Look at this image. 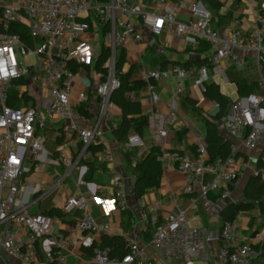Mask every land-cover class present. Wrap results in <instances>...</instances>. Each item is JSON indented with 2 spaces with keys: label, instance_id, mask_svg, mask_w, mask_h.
<instances>
[{
  "label": "built area",
  "instance_id": "built-area-1",
  "mask_svg": "<svg viewBox=\"0 0 264 264\" xmlns=\"http://www.w3.org/2000/svg\"><path fill=\"white\" fill-rule=\"evenodd\" d=\"M258 2L253 15L256 28L247 30L239 16L216 27L210 11L200 14L196 0H0V255L4 253L19 264H57L66 261V248L79 246L91 249L97 264H157L149 247L165 261L213 264L209 244L217 241L221 264H255L261 249L240 241L234 221H225L218 230L193 226L187 209L160 214L161 203H149L145 195L136 203L147 231L149 226L154 228L150 240L142 243L126 236V253L112 254L110 246L96 239V233L110 231V224L96 221L90 201L97 199L128 210L126 185L116 173V189L104 202L97 195V186L85 180L89 167L82 165L81 159L95 155L92 147L102 145L104 132L113 131L119 124L112 113L111 95L121 86L116 68L121 47L128 41H143L145 29L152 33L168 31V41L176 35L186 45L205 40L211 45L208 63L198 66L177 62L169 69L158 67L144 73L153 105L147 127L161 145L162 170L185 175L183 194L216 192L222 199L230 197L242 173L236 167L235 152L253 149L263 139L264 94L250 93L233 102L223 119L225 133L234 141L232 154L210 159L204 135L196 138L195 153L166 147L174 102L183 94L184 86L179 82L173 90L171 111L165 114L159 108L161 96L152 81L166 79L171 73L180 79L194 77V83L206 93L212 75L229 81L228 68L246 65L250 53L261 74L264 0ZM183 9L192 12L188 20L179 18ZM89 31L95 41L102 35L103 46L111 50L104 80L95 69L101 49L82 37ZM83 72L87 79L81 77ZM261 81L264 85L262 75ZM84 85L86 91H82ZM135 93L130 90L127 96L134 97ZM53 123L56 127L51 128ZM50 128L58 144L56 157L46 147ZM61 140L68 145L77 140L82 145L76 161L64 153L58 143ZM144 143L140 135L131 133L127 141L117 142V148L126 151ZM99 155L103 161L113 160L108 144ZM43 163L55 169L52 187L26 179ZM62 166L65 172L59 170ZM75 168L79 169L77 185L85 184L87 192H70L59 205L58 209L71 217L63 233L55 230L52 216L30 209L49 190L64 184ZM263 174L264 165L253 171L255 177ZM263 239L260 235L259 240Z\"/></svg>",
  "mask_w": 264,
  "mask_h": 264
},
{
  "label": "crops",
  "instance_id": "crops-1",
  "mask_svg": "<svg viewBox=\"0 0 264 264\" xmlns=\"http://www.w3.org/2000/svg\"><path fill=\"white\" fill-rule=\"evenodd\" d=\"M199 7L200 14H204L205 11H210L214 16L213 25L216 27L227 25L231 19L235 16H239L242 20V24L245 29L253 30L256 28L254 21V11L259 7V0H218L223 3V6L219 10L211 8L208 0H196ZM217 11V12H215ZM192 16V12L189 9H183L179 13V18L182 20H188ZM146 38L138 43L128 41L124 47L126 53V62L122 67V72L127 73L132 68L134 72L131 75V80H143L145 72L161 67L163 69H169L172 64L180 62L188 65H195L203 58L210 57L211 48L208 45L200 44L197 45H186L184 40L180 36H174L172 41H168V31H161V33H152L149 29H145ZM148 51L155 53L150 63H145L144 58ZM247 63L242 67L230 66L228 68L229 81L223 80L218 75H212L210 83L216 82L220 85V89L223 93L222 84L234 83L232 80L236 78L247 79L251 84L257 81L260 85L259 94H264V85L261 81V75L264 77L263 68L262 73L257 69L255 62V56L248 54ZM163 63L164 64L163 66ZM247 69V70H246ZM256 73V77L249 73ZM154 90L161 96L159 102V108L165 114H169L172 106V92L178 86L179 82H182L184 86V92L179 99L176 100L174 115L171 118L170 131L166 140V147L169 149H179L188 152H196L192 146H195V140L199 135L206 133L205 120L211 115L215 114L219 109V104L214 102L211 97L203 92L199 86L194 83V77L187 79H180L177 75L171 73L168 78L161 81H152ZM229 89V86H226ZM198 92L197 97L193 96V89ZM230 91V90H229ZM227 93V92H226ZM231 93V92H228ZM256 93V92H253ZM258 94V93H257ZM188 97L196 99V106H192L191 102L187 99ZM229 100H237L242 95L236 93L233 97L226 96ZM133 100H139L142 105L143 114L149 116L153 109L152 102L148 91V84L136 90L134 97H129ZM218 104V105H216ZM114 106V105H113ZM113 109V108H112ZM231 108L229 109V111ZM113 113V112H112ZM115 114V113H114ZM119 115V116H117ZM117 115H113L115 120L119 123L120 111L118 110ZM220 132L223 136L228 138L224 130V120L218 122ZM56 127L53 123L51 128ZM48 131V141L46 144L52 156L56 157L59 155L58 144L53 139V131ZM136 133V132H134ZM144 140V145L141 147H134L138 150V158H142L148 153L153 147L160 149L161 145L156 141L150 130L145 125L142 134L136 133ZM232 141L233 140L229 137ZM73 144H65L63 140L59 141L63 147L64 153H67L71 159L76 161L77 155L81 151L82 145L78 141H71ZM117 141L113 131H105L103 134V144L95 145L98 150H95L94 146L92 149L97 152L90 158L83 156L81 164H87L89 169L85 175V180L93 182L97 186L98 194L104 202L113 195L116 189L113 184L114 176L119 173L122 180L125 182L129 209L132 217L130 220L123 215V211L116 207H112L111 203L104 204L103 202L92 199L90 201L91 210L96 218V221L100 224L109 223V232L96 233L97 241L102 244L104 235L110 236H123L124 240L126 236H133L142 243L148 242L147 235V224L140 216V207L136 203V197L134 194V185L136 175L131 172L127 167L126 156L124 150L117 148ZM108 144L112 149L113 160L103 161L99 155V151L103 146ZM60 147V146H59ZM236 167L241 170L239 181L234 185L230 197L222 199L216 192L202 195L199 193L183 194L181 188L185 183V175L177 170L163 171L162 180L159 188L150 189L145 195L147 202L153 203L159 201L161 203L160 214H167L177 209H187L190 213V223L193 226L204 227L208 229H214L218 226H222L224 221L222 219V211L232 202L240 201H251L253 206L251 209L241 211L234 217L236 224V230L238 237L241 242L254 243L261 249V254L255 260V264H264V239L259 240L260 235H264V193L258 199H248L246 196V190L249 182L254 177L253 171L260 169L258 167L259 159L262 157L264 161V135L262 141L253 149L240 148L234 156H236ZM93 163L95 169L92 171V177L89 178L90 165ZM46 169V178L44 182H31L32 184H43L44 187H52L54 180H56V172L53 167H48L46 164H41ZM34 168L29 173L35 171ZM61 172H65L62 166L59 169ZM28 173V174H29ZM79 176V169L75 168L70 176L65 179V183L49 190L44 196L35 203L30 212L32 213H45L53 208L58 209L59 205L63 202L66 195L70 192L80 191L83 193L87 192L85 184L77 185V177ZM264 182V174L259 176ZM29 181V180H28ZM30 182V181H29ZM68 188V189H67ZM109 207V208H107ZM110 209V212L107 210ZM59 210V209H58ZM199 214V215H198ZM54 222V228L56 231L65 233L67 226L71 222L70 215L52 216ZM219 227V228H220ZM212 263L221 264L219 258V243L217 241L210 242L209 244ZM149 252L153 256L157 264H180L176 260L165 261L163 257L155 252L152 248L148 247ZM113 254V253H112ZM66 261L57 264H97L93 260V252L91 249L83 247H68L64 250ZM115 255V254H114ZM0 264H19V262L6 255H0ZM56 264V263H54ZM195 264H203L202 262H196Z\"/></svg>",
  "mask_w": 264,
  "mask_h": 264
},
{
  "label": "trees",
  "instance_id": "trees-1",
  "mask_svg": "<svg viewBox=\"0 0 264 264\" xmlns=\"http://www.w3.org/2000/svg\"><path fill=\"white\" fill-rule=\"evenodd\" d=\"M208 1L210 3L211 8L214 10H219L223 6V3L218 0ZM214 18L215 17L213 16L212 21L214 20ZM202 43L208 45V47L211 48L209 42L201 40L200 44ZM110 55V48L102 46L100 56L95 65V69L96 72L101 74L100 76L103 80L106 79L108 73L107 64L109 62ZM126 59L127 58L124 48H120L118 51L116 68L118 71V76L121 79V86L116 89L111 95V101L113 102V105L120 111L121 116L118 126L113 130L114 136L119 142L127 141L131 133L136 132L142 134L145 125L148 122V116L143 114L141 102L139 100L130 99L127 96L128 91L139 90L143 86L147 85L148 82L145 80H131V75L134 72V68H132L127 73L122 72V67L126 62ZM208 61V58H203L195 65L200 66L208 63ZM164 64L166 63H163V66ZM262 68L264 73V64ZM232 81L237 84V91L239 95L246 96L253 92L259 94L260 85L257 81H254L250 84L247 79H240L239 77L233 79ZM206 94H208L214 102L219 104L218 111L215 114L211 115L209 118H206L205 120V141L207 143L209 157L210 159H224L232 154V141L221 134L218 122L227 116V114L229 113V109L232 107L234 101L229 100L222 93L220 85L216 82L208 84V90ZM187 99L191 102L192 106L197 105L196 99L191 97H188ZM10 105H15V102L10 101ZM94 148L95 150L99 149L95 146ZM192 148L195 149V146H192ZM161 154L162 150L158 147H153L142 158L137 157L138 150H136L135 148H132L125 152L127 167L131 170L132 173L136 175L134 194L137 199L146 194L150 189L160 187L162 180V167L160 161ZM235 157H237V155ZM134 160H136L135 164H133ZM89 165V178H91L92 171L95 169V165L93 163H89ZM263 165L264 161L261 157L258 162V167L261 168L263 167ZM263 193L264 182L261 180L260 177L254 176L249 182L246 190L247 198L251 200L258 199L263 195ZM252 206L253 203L251 201L232 202L223 209L222 219L224 222L233 221L237 213L249 210ZM45 214H48L50 216H64V214L56 208H53L50 211H46ZM123 215L126 216L128 220H130L132 217L130 210L123 211ZM153 229L154 228L151 226L148 227V240H150L151 238ZM102 245L110 246L112 249V253L116 255H122L127 251L125 240L121 235H104L102 239Z\"/></svg>",
  "mask_w": 264,
  "mask_h": 264
},
{
  "label": "rangeland",
  "instance_id": "rangeland-1",
  "mask_svg": "<svg viewBox=\"0 0 264 264\" xmlns=\"http://www.w3.org/2000/svg\"><path fill=\"white\" fill-rule=\"evenodd\" d=\"M82 37L84 39L89 40V41H93L100 49H102L103 43L105 42V39H104V37L102 35L95 41V39H94L95 36H94V34L91 31L85 32L82 35ZM154 55H155V53H153L152 51H148L147 55L144 58V62L146 64L150 63V61L154 57ZM251 74L254 77H256V73L255 72L249 73V75H251ZM81 77L84 78V79H87L88 78L87 73L83 72L81 74ZM227 85L229 86V89L226 87ZM227 85L226 84H222L223 94L225 96H228V97H233L234 94L236 93V90H237V84L236 83H230V84H227ZM81 88H82V91H86V86L85 85L83 87H81ZM193 91H194L193 92L194 93L193 96L197 97L196 95L198 94V92L195 90V88L193 89ZM228 92H231V93H228ZM112 112H113V115L115 116V115H117L118 109L115 106H113ZM117 116H119V115H117ZM35 169H36L35 171H33V172H31V173L26 175V179L29 180L30 182H33V183H35V182H44V180L46 178V169L44 168V166H40L39 165ZM219 227L220 226H218V227H216V228H214L212 230H218Z\"/></svg>",
  "mask_w": 264,
  "mask_h": 264
}]
</instances>
